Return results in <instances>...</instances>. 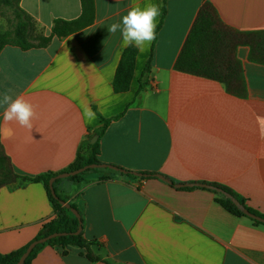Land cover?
I'll use <instances>...</instances> for the list:
<instances>
[{
	"label": "crops",
	"instance_id": "obj_1",
	"mask_svg": "<svg viewBox=\"0 0 264 264\" xmlns=\"http://www.w3.org/2000/svg\"><path fill=\"white\" fill-rule=\"evenodd\" d=\"M206 1L229 27L264 31V0H168L157 38L138 50L122 92L114 80L128 47L107 27L133 6L163 0H95L90 26L42 48L4 47L0 98L11 89L13 99L35 106L38 118L29 130L4 121L0 106V154L29 178L0 187L1 254L28 245L57 217L44 184L32 179L67 169L81 145L98 136L100 163L172 183L111 171L56 183L58 194L81 210L84 237L96 242L91 251L99 260L77 246L46 245L31 264H264V225L232 214L214 192L186 186H226L264 214V64L250 58L249 46L237 48L242 95L175 68ZM21 7L45 36L56 20L82 14L81 0H22ZM83 105L95 119L84 117ZM103 119L111 122L99 136Z\"/></svg>",
	"mask_w": 264,
	"mask_h": 264
},
{
	"label": "trees",
	"instance_id": "obj_2",
	"mask_svg": "<svg viewBox=\"0 0 264 264\" xmlns=\"http://www.w3.org/2000/svg\"><path fill=\"white\" fill-rule=\"evenodd\" d=\"M21 1L22 0H0V4L10 6L11 9L14 10L16 19L18 21L13 36L10 37L9 33H3L0 31V53L4 47L8 45L18 46L23 50L46 47L53 38L62 39L90 26L95 18V0H81V16L75 20H56L52 27L51 35L45 36L44 32L37 26L35 20L22 9ZM167 1L168 0H163L161 6L162 14L160 16L161 21L158 28L161 26L165 18ZM242 45H246L251 48L250 58L252 60H256L264 64V31L242 32L229 27L221 21L214 6L210 2L206 1L200 9L194 25L178 56V59L175 63V68L180 72L221 82L226 85V88L230 93L242 95L245 90L243 66L236 55L237 48ZM137 55L138 49L135 47H128L123 51L114 80V88L117 92L126 91L129 88L134 75ZM148 71L149 64L146 67L144 73H147ZM110 122L111 120L103 119V125L96 131L97 135L102 136ZM99 152L100 141L92 143L90 140H86L84 144L81 145L74 163L71 164L67 169L60 172H48L46 174H41L32 179L33 181L42 182L44 184L57 211V217L54 220L46 223L33 241L54 233H68V235L59 236L46 243L38 245L29 255L25 264H31L32 259L36 256L38 251L46 245H59L63 248L77 246L86 249L89 258L92 261L99 260V257L94 256L91 251L92 245L96 244V242L86 240L83 230L80 234H76L80 227V221L78 217L72 212L71 209L63 206L60 203V200H64L66 202L67 200L58 194L55 185L63 179H57L54 182V189L59 199L53 197L50 188V180L59 174L78 170L91 164H101L98 160ZM105 169L109 168L88 169L78 175L65 179L71 181H80L86 175L97 171L122 173L112 169ZM123 174L134 178L141 177L142 179L158 178L156 177V174L149 173H138L141 174V176H139L135 174V172L127 171V173ZM17 180H29V178H25L17 174L12 168L8 156L4 153L0 154V187L7 183H13ZM209 185L230 193L250 212L264 218L263 213L249 208L246 205L245 200L235 194L228 187L220 184ZM203 188L208 189L218 195V203H220L232 214L248 217L256 224L264 225V223L245 215L223 193L218 192L215 189L206 187ZM71 206L79 211L81 215L82 226H84L81 210L76 204H71ZM32 242L9 254L0 253V264H17Z\"/></svg>",
	"mask_w": 264,
	"mask_h": 264
},
{
	"label": "clouds",
	"instance_id": "obj_3",
	"mask_svg": "<svg viewBox=\"0 0 264 264\" xmlns=\"http://www.w3.org/2000/svg\"><path fill=\"white\" fill-rule=\"evenodd\" d=\"M161 6L149 3L143 8L131 7L120 22H114L107 27L110 34H121L122 42L126 47H135L143 51L157 38L158 18L161 16ZM11 89L5 90L0 98V106L4 107L3 119L6 122L15 121L21 127L31 130L33 120L38 118L35 106L23 96L13 99ZM84 117L91 121L95 119V112L88 105H83Z\"/></svg>",
	"mask_w": 264,
	"mask_h": 264
},
{
	"label": "water",
	"instance_id": "obj_4",
	"mask_svg": "<svg viewBox=\"0 0 264 264\" xmlns=\"http://www.w3.org/2000/svg\"><path fill=\"white\" fill-rule=\"evenodd\" d=\"M98 139V136H96L93 140H92V143H95L96 140ZM96 168H109V169H112V170H115V171H119V172H122V173H127L126 170L122 169V168H119L117 166H114V165H111V164H91V165H88V166H85L81 169H78V170H74V171H71V172H65V173H62V174H59L58 176L56 177H53L51 180H50V188H51V193L53 195L54 198L56 199H59L55 189H54V182L57 180V179H64V178H69L71 176H75V175H78L88 169H96ZM135 174L141 176V174H138L135 172ZM156 177L158 178H161L163 179L164 181L168 182V183H172L171 180H169L168 178H166L165 176L163 175H160V174H156ZM177 187H182V186H185L183 184H177L176 185ZM186 186H190V187H193V186H200V187H206V188H210V189H215L217 190L218 192H221L223 193L227 198H229L236 206L237 208H239V210H241L245 215L253 218V219H256L262 223H264V218L262 217H259L257 215H255L254 213L250 212L243 204H241V202L236 199L233 195H231L230 193H227L225 191H223L222 189H219V188H216L212 185H209V184H200V183H195V184H186ZM60 203L71 209L72 212L78 217L79 221H80V227L78 229V231L76 232V234H80L83 230V226H82V220H81V215L79 213V211L75 208H73L71 206L70 203L64 201V200H60ZM63 235H68V233H54V234H51L49 236H46V237H43V238H40L38 240H35L33 241L29 246L28 248L26 249V251L24 252V254L22 255L20 261L17 263V264H25L27 258L29 257V255L32 253V251L40 244H43V243H46L48 241H50L51 239H54L56 237H59V236H63Z\"/></svg>",
	"mask_w": 264,
	"mask_h": 264
},
{
	"label": "rangeland",
	"instance_id": "obj_5",
	"mask_svg": "<svg viewBox=\"0 0 264 264\" xmlns=\"http://www.w3.org/2000/svg\"><path fill=\"white\" fill-rule=\"evenodd\" d=\"M17 19L14 10L10 6L0 4V31L3 33H9L10 37L13 36L17 25ZM109 170V169H105ZM68 180V179H63ZM65 199L67 197L63 195Z\"/></svg>",
	"mask_w": 264,
	"mask_h": 264
}]
</instances>
